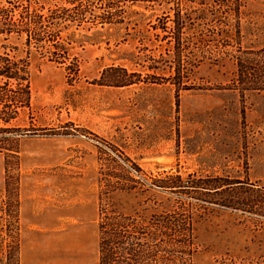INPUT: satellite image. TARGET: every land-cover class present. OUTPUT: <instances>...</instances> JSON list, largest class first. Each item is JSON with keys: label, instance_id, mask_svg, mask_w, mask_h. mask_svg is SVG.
<instances>
[{"label": "rangeland", "instance_id": "1", "mask_svg": "<svg viewBox=\"0 0 264 264\" xmlns=\"http://www.w3.org/2000/svg\"><path fill=\"white\" fill-rule=\"evenodd\" d=\"M29 1L0 0V264H100L118 224L128 264H264V0Z\"/></svg>", "mask_w": 264, "mask_h": 264}, {"label": "trees", "instance_id": "2", "mask_svg": "<svg viewBox=\"0 0 264 264\" xmlns=\"http://www.w3.org/2000/svg\"><path fill=\"white\" fill-rule=\"evenodd\" d=\"M29 1V0H28ZM70 3L72 0H68ZM123 2H131V3H135L138 2L139 0H121ZM31 2L29 1V4ZM31 7H33L31 5ZM35 7V6H34ZM13 9H14V4L13 2H9L8 5L6 6H1L0 7V33L6 32L9 33L10 31H12L10 28V24H9V19L11 20V16L13 13ZM35 9V8H34ZM31 11V10H30ZM83 9H79L77 11V13L79 15H81L83 13ZM234 14H238V8L236 9H232ZM25 18L30 16V12H29V7L28 9H26L25 11ZM18 14L20 17H23V15L21 16V14L23 13V11H19ZM78 14H76L75 16H78ZM54 17L57 18H65L68 19L66 15L62 14L59 15L58 13H54ZM8 19V20H7ZM73 19V18H72ZM14 22V21H13ZM27 25L29 24H34V22L32 20H28L27 22H25ZM176 28H178L179 26L176 24L175 25ZM164 30H166V27H164ZM3 62V61H2ZM247 67H245L244 70H246ZM249 70L254 71V76L255 73H258L257 71L253 70L252 68L249 67ZM18 71V69H17ZM0 77L1 78H5V83H7L8 81H10L11 79L13 80H21V79H25L23 78V76L18 75V73L16 72V68L13 66V63H8V62H4L1 63L0 62ZM4 98L3 94H0V104L5 105L6 102ZM7 101V100H6ZM12 113H15L13 110H11L10 113L7 114V116H0V119L3 123H8L10 122V120L14 117L12 115ZM5 129H9V128H0V131H4ZM10 150H14V149H10ZM164 187H176V185H167ZM119 226V227H118ZM118 227V228H117ZM117 227L115 226H109L106 230L101 229V237H100V241H99V253H100V264H128L130 258H128L129 254H132V256H135V259L138 258V250H135V248H127V244L125 242V240L127 239L128 235H126V231L125 228H127V226L124 224H118ZM141 234H144L143 232ZM140 240V239H138ZM138 243V244H137ZM137 245L139 244V241L137 242ZM135 260V262H141L142 260Z\"/></svg>", "mask_w": 264, "mask_h": 264}, {"label": "crops", "instance_id": "3", "mask_svg": "<svg viewBox=\"0 0 264 264\" xmlns=\"http://www.w3.org/2000/svg\"><path fill=\"white\" fill-rule=\"evenodd\" d=\"M61 219H63V221H67V220H68V217H56V218H55V222H56V224H57V223H59V224L62 223V220H61ZM27 222H28V224H29L28 228H34L35 225L33 224V223H34L33 221H32V222H33L32 224L30 223V221H27ZM37 227H38L37 229H39V230L42 229V228L39 227V226H37Z\"/></svg>", "mask_w": 264, "mask_h": 264}]
</instances>
